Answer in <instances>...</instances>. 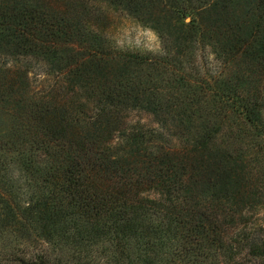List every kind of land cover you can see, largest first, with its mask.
Here are the masks:
<instances>
[{
    "label": "trees",
    "instance_id": "trees-1",
    "mask_svg": "<svg viewBox=\"0 0 264 264\" xmlns=\"http://www.w3.org/2000/svg\"><path fill=\"white\" fill-rule=\"evenodd\" d=\"M104 5L160 50L117 49L88 0H0V264H264L231 149L264 145V0Z\"/></svg>",
    "mask_w": 264,
    "mask_h": 264
},
{
    "label": "rangeland",
    "instance_id": "rangeland-1",
    "mask_svg": "<svg viewBox=\"0 0 264 264\" xmlns=\"http://www.w3.org/2000/svg\"><path fill=\"white\" fill-rule=\"evenodd\" d=\"M88 2L94 14H88L86 19L92 20L95 25L107 33L109 32L117 49L137 54L157 53L160 50V40L153 31L142 27L129 16L116 10L109 11L104 5V0H88ZM39 69L37 66L32 69L33 73L36 74L35 76L39 75ZM124 116L129 117L135 124L140 122L147 127L156 126L154 117L144 111H134L129 115L124 114ZM237 141H233L231 149L236 151V157L243 153L257 186L253 190L252 194L255 197L251 205L248 206V211L259 223L264 225V145L259 146L254 139H249L243 143Z\"/></svg>",
    "mask_w": 264,
    "mask_h": 264
}]
</instances>
